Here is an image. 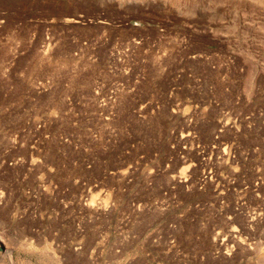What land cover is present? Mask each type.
<instances>
[{
  "label": "rangeland",
  "instance_id": "obj_1",
  "mask_svg": "<svg viewBox=\"0 0 264 264\" xmlns=\"http://www.w3.org/2000/svg\"><path fill=\"white\" fill-rule=\"evenodd\" d=\"M0 264H264V0H0Z\"/></svg>",
  "mask_w": 264,
  "mask_h": 264
},
{
  "label": "bare ground",
  "instance_id": "obj_2",
  "mask_svg": "<svg viewBox=\"0 0 264 264\" xmlns=\"http://www.w3.org/2000/svg\"><path fill=\"white\" fill-rule=\"evenodd\" d=\"M2 252V247L0 246V253Z\"/></svg>",
  "mask_w": 264,
  "mask_h": 264
}]
</instances>
